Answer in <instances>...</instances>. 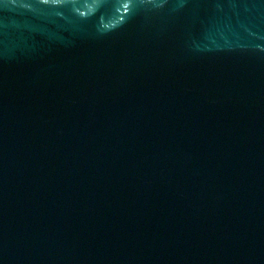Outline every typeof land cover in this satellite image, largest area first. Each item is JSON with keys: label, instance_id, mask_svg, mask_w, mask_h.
<instances>
[{"label": "water", "instance_id": "obj_1", "mask_svg": "<svg viewBox=\"0 0 264 264\" xmlns=\"http://www.w3.org/2000/svg\"><path fill=\"white\" fill-rule=\"evenodd\" d=\"M0 264H264V0H0Z\"/></svg>", "mask_w": 264, "mask_h": 264}]
</instances>
